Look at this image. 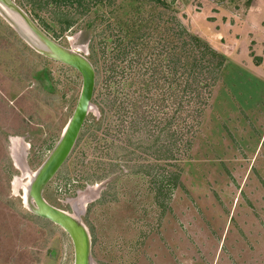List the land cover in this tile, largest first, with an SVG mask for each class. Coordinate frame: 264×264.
<instances>
[{
	"label": "rangeland",
	"instance_id": "rangeland-1",
	"mask_svg": "<svg viewBox=\"0 0 264 264\" xmlns=\"http://www.w3.org/2000/svg\"><path fill=\"white\" fill-rule=\"evenodd\" d=\"M11 1L47 36L89 60L91 41L103 81L113 57L103 47L115 42V30L94 41L82 35L80 20L55 39L34 17L58 30L52 10ZM149 1L123 0L125 9L117 8L141 27L162 24L158 35L171 34L178 21L226 59L188 154L172 165L165 148L125 144L132 154L109 172L114 145L97 124L96 83L86 118L95 129L44 185L43 197L88 229L91 264H264V0H166L163 20ZM1 7L0 264H74L71 237L36 218L28 187L74 113L82 76L46 53L16 11ZM86 167L91 179L82 175Z\"/></svg>",
	"mask_w": 264,
	"mask_h": 264
},
{
	"label": "trees",
	"instance_id": "trees-1",
	"mask_svg": "<svg viewBox=\"0 0 264 264\" xmlns=\"http://www.w3.org/2000/svg\"><path fill=\"white\" fill-rule=\"evenodd\" d=\"M122 1L31 0L29 5L37 12L52 10V21L57 24L58 30L46 23L38 13L34 17L55 39H59L62 32L80 20L84 22L82 35L94 41L107 37L105 29L115 30V42L103 47L104 52L113 55L112 64L103 81L92 56L93 43H89L90 60L97 72L96 83L101 84L99 99L94 101L101 112L97 124L100 126L104 123L108 138L102 140L114 145L115 154L109 158L112 168L109 172L118 169V158L127 161L124 156L132 154L123 150L122 145L125 144L134 145L139 150L151 142L156 152H163L165 148L174 165L188 154L197 134L195 127L202 120L226 59L199 37L178 26V21L173 29L175 31L168 35L159 34L161 37L156 41L154 34L158 35L156 31L162 24L141 27V20H137V17L119 13L118 3L125 9ZM149 5L158 11V18L162 20L170 10L166 0H150ZM101 27L102 30L99 29ZM138 27L142 33H139ZM154 42L161 43L159 49L157 46L152 48ZM103 88L108 92H103ZM94 129L87 119L74 150L87 133H92ZM66 169L62 172H66ZM87 169H83V176ZM85 178L91 179L90 176ZM36 218L43 219L39 216ZM94 243L93 239L92 247Z\"/></svg>",
	"mask_w": 264,
	"mask_h": 264
},
{
	"label": "water",
	"instance_id": "water-1",
	"mask_svg": "<svg viewBox=\"0 0 264 264\" xmlns=\"http://www.w3.org/2000/svg\"><path fill=\"white\" fill-rule=\"evenodd\" d=\"M1 5L16 11L22 17L30 30L41 41L46 53L76 69L82 76V89L74 113L51 155L33 176L29 187V198L34 201L32 207L38 216L61 226L69 234L74 245V264H91L92 241L88 229L72 214L49 204L43 197V187L56 175L69 158L86 118L93 107L92 102L96 85L95 68L86 55L62 46L37 28L11 0H0V10L3 11ZM8 19L18 27V24L12 18L8 17Z\"/></svg>",
	"mask_w": 264,
	"mask_h": 264
},
{
	"label": "bare ground",
	"instance_id": "bare-ground-1",
	"mask_svg": "<svg viewBox=\"0 0 264 264\" xmlns=\"http://www.w3.org/2000/svg\"><path fill=\"white\" fill-rule=\"evenodd\" d=\"M4 6V5H3ZM4 7H6V6H4ZM23 28V27H22ZM26 30V29H25ZM29 33V32H28ZM33 35H35L34 33H33ZM36 36V35H35ZM37 37V36H36ZM38 38V37H37ZM44 47V46H43ZM14 160H15V162H16V166H18V164H17V158H14ZM33 179V178H32ZM32 179H31V181H32ZM31 181H30V183H31ZM29 188V187H28ZM29 190V189H28ZM24 202H26V200L24 201ZM28 202L29 203H31V205H32V202H31V199L29 198V191H28ZM32 207V206H31Z\"/></svg>",
	"mask_w": 264,
	"mask_h": 264
}]
</instances>
